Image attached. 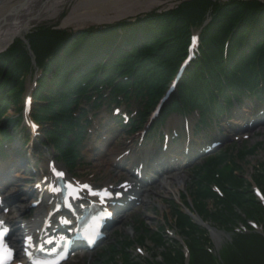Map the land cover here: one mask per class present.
<instances>
[{
  "label": "trees",
  "instance_id": "1",
  "mask_svg": "<svg viewBox=\"0 0 264 264\" xmlns=\"http://www.w3.org/2000/svg\"><path fill=\"white\" fill-rule=\"evenodd\" d=\"M194 31H199L198 53L186 68L177 93L164 107L161 121L171 111L222 110L220 99L231 107L232 100H260L264 96L262 1L185 0L173 9L147 13L133 23L108 25L75 38L70 32L41 27L25 37L32 55L19 40L0 54V157L4 156V144L13 139L12 131L18 133L21 123L19 115L4 119L6 111L11 104L19 109L24 77L34 64L43 68V76L33 94L32 117L41 126L51 127L47 138L57 159L74 171L82 159L89 124L87 113L79 108L80 101L98 109L105 89L113 103L117 97L133 98L141 111L128 129H141L176 75ZM257 150L237 149L230 161L229 151L212 157L195 174L189 193L191 206L186 198L182 202L203 222L230 237L219 261L212 254L207 231L181 208L173 210L174 228L186 241L188 264H264V208L239 167ZM260 167L254 171L253 181L264 193V164ZM211 185L221 190V197ZM249 221L262 226L261 235L251 231ZM239 224L248 232L236 233ZM136 230L137 245L151 240L159 251L142 263L128 254L134 242L124 240L119 249L106 250V257L101 258L104 264L119 259L120 264H186L180 245L167 240L161 229L151 231L140 224Z\"/></svg>",
  "mask_w": 264,
  "mask_h": 264
},
{
  "label": "rangeland",
  "instance_id": "2",
  "mask_svg": "<svg viewBox=\"0 0 264 264\" xmlns=\"http://www.w3.org/2000/svg\"><path fill=\"white\" fill-rule=\"evenodd\" d=\"M126 6L130 7L137 6V15L148 13V12H155L160 13L161 11H166L168 9H171L175 4L181 0H166V4L162 9H159V7H151V3H153L154 0H126ZM168 1V2H167ZM221 2L227 1V0H220ZM246 1V0H242ZM262 1L264 3V0H258ZM77 0H66L65 3L61 6V11L59 15L55 19L44 21L38 25H35L34 27H30L29 30L25 33L24 39L27 35H32L38 32V29L41 27H49L52 30L55 31H66L70 32V34L75 35V37L79 36L83 33V31L87 28L92 27V23H87L84 26L81 27H63L62 26V20L67 16L71 8L75 5ZM124 3V2H122ZM120 4V3H119ZM118 4V5H119ZM124 5V6H125ZM131 15L129 16V18ZM109 22H112L111 19H109ZM123 21V20H122ZM126 22V21H124ZM122 23V22H121ZM128 23V22H126ZM133 23V22H131ZM198 34V33H197ZM23 38H16L12 44L15 43L16 40H19L22 42V44L25 46L26 50L30 55L29 45L24 40H21ZM26 40V39H25ZM8 46V48L10 47ZM7 48V49H8ZM6 49V50H7ZM5 50V51H6ZM4 51V52H5ZM40 74L37 75L39 77ZM49 77V75H48ZM29 76L28 73L24 77L23 82V98H25L26 92L30 90V84H29ZM106 93V90L104 91ZM107 103V102H105ZM86 104L84 102L81 103V107H84ZM22 106V105H21ZM19 106V107H21ZM252 105H249L251 107ZM116 108L114 105H111L110 109H106L105 107L97 112H95V117L92 120L91 127L87 130V137L85 141L83 142V147L81 149L83 160L80 161V164L78 166V169L74 172H69V174L74 178H78L81 181H88L93 184H95L97 187H102L103 183L111 182L113 184H119L122 181H124L126 178L130 179L132 175L133 168L129 170L128 161L126 162V165L122 169H119V166H117L116 170L114 168V165H111V160L117 159L119 160V157H128L130 160L137 161L140 157H143L145 151H148V147L141 149L138 145L142 146L144 143V138L141 140L142 136H144V133H137L135 135H132L128 133L127 129L121 128L120 125L113 123V113L112 109ZM119 111L122 114H129L130 117L136 112L137 105L135 103H131L129 107H126L125 104H122L121 106L117 107ZM17 107L14 105H9L8 109L6 111V115L4 117L7 119H12L17 116L16 112ZM231 110V109H230ZM89 119L92 118V114H89ZM151 117V115H150ZM192 119H191V118ZM187 118L191 120L192 123L196 121L195 114H190ZM186 118V119H187ZM184 118L180 115H170L167 118V122L171 123L172 121H177L180 124V127L178 129V132L183 130L182 125L185 121ZM240 120H230V124L234 123L235 125H238L240 127H243L245 122H242ZM261 121H264V116L254 124V126L258 125L254 129H250L247 131V133L243 134H230V131H222L224 133V136H226V140L223 143V145L216 150L214 153L202 157L196 161H194L193 164H188L186 166V161L183 160L184 157H180L176 164H174L170 170H174L173 173H181V188L178 195H165L160 191V188L156 187L155 191L158 192L157 195L147 193L144 195V204L136 202L129 211H125L123 214L114 216L113 222L111 223L108 230L105 231V237L102 240V242L96 246V248L90 252L85 254L84 256L75 257L72 260L68 261L66 264H103L104 261H102L101 257L106 256V249L109 247H118L119 243L122 240H136L137 239V231H135L137 225L139 222H145L148 227L153 231L156 228H160L165 235H167L168 239L176 240V242L180 245V248L182 250L183 255L185 256V260L188 259L185 252V239H183L184 245L181 244L180 238L177 236L173 222L171 220V211L174 208V205L179 202V197H186L190 193V187H191V181L193 178V173L204 161L205 159H208V157L218 153L221 150H224L225 148L234 149L235 147L242 148L245 145L251 147L257 144H261V147L255 154H253L251 157L246 158L240 167V171L242 172V176L245 181L248 182L249 177H254V171L256 169L261 168L260 165L264 164V123H261ZM232 122V123H231ZM261 124V126H260ZM233 125V124H232ZM220 127L224 128V130L227 129L226 123H221ZM218 127V131L221 129ZM51 130V127L49 125L42 126L39 128V140L42 139V134L45 133V131ZM163 134L168 132V128L165 126L160 130ZM212 136H215L216 134H213ZM171 134V133H170ZM184 131L182 132V135H184ZM210 135H208L209 137ZM14 142L12 144L15 145L13 149H19V141H17V136L13 133V139ZM245 140V141H244ZM31 142L28 140V146L26 148V155L24 158H19V156H13L10 155L6 160L1 162L0 164L4 163V166H0V175L3 174L6 177H8L9 180H11V184L13 186L9 187L8 192L3 191L2 184H7L8 181H4L6 178H0V194L4 199H7L9 195H12L14 198L8 201H6V204H10L8 207V213L6 214V217L11 220L13 218L16 219L14 223H11L12 230L14 231V238L16 237V242L18 244V247L21 246V233L19 232V226L28 225L31 221H33L35 214L37 211L33 210L32 206L33 203L37 202V195H31L33 192H31L30 187L34 186L33 184L36 182L35 178V172L37 173V170H40V167H45L43 165V162L36 161V153H39L42 155L48 153H53L51 145L44 148V151L37 150L38 146L34 144V150L29 148ZM148 146V145H145ZM151 149H154L153 147H150ZM150 149V150H151ZM155 149L158 151L159 146L155 147ZM160 150V149H159ZM233 158V154H231ZM43 157V156H42ZM230 157V159H232ZM44 159V157L42 158ZM117 160V161H118ZM17 163L23 164V167H20L18 169L13 168V166L18 165ZM58 165L61 168L66 169L61 163L58 162ZM6 167V168H5ZM12 169V171H10ZM117 170L120 172L122 176H117ZM153 175V174H152ZM158 182V180L156 181ZM155 184V183H154ZM158 183H156L157 185ZM255 186L252 185L251 192L253 191V188ZM11 192L12 194H10ZM253 196L256 198L254 193H252ZM261 195L264 197V193L261 191ZM189 199V198H187ZM256 200L259 202V200L256 198ZM184 202V201H182ZM263 202V201H262ZM123 216V218H122ZM121 218V219H120ZM252 222V221H249ZM257 224V223H256ZM210 229H213L214 232H216L220 237L221 240L217 241L215 238L211 237L212 245H213V251L217 253L220 249L224 247V244L228 242L229 238L228 235H226L223 232H219L216 229L213 228L212 224H207ZM240 225V224H239ZM237 225L236 228L239 227ZM15 227H18L17 229ZM249 227H251V223L249 224ZM210 235L208 228L205 229ZM211 232V230H210ZM175 242V241H174ZM159 250L154 247L151 240H146L142 245L138 246L137 244H133V247L128 250V254L131 256V258L139 259L142 261V263L145 260H149L150 256L153 253L158 252ZM139 257V258H138ZM158 259V258H157ZM121 260L119 259L118 262L114 264H120Z\"/></svg>",
  "mask_w": 264,
  "mask_h": 264
},
{
  "label": "bare ground",
  "instance_id": "3",
  "mask_svg": "<svg viewBox=\"0 0 264 264\" xmlns=\"http://www.w3.org/2000/svg\"><path fill=\"white\" fill-rule=\"evenodd\" d=\"M66 0H0V51L5 50L8 46H10L11 43L14 42L16 38L24 37L25 33L29 30L30 27H34L35 25H38L44 21L55 19L60 11L61 6L65 3ZM169 1V0H168ZM167 1V2H168ZM185 0H181L177 3H182ZM249 1V0H246ZM124 2V3H122ZM126 0H77L75 5L71 8L67 16L62 20V26L63 27H81L86 25L87 23H92V26H96L97 24H104L106 21H110L109 19H124L137 16V6L129 5L130 7H127ZM120 3V4H119ZM176 3V4H177ZM119 4V5H118ZM166 4V0H154L153 3H151V7H159V9H162ZM125 5V6H124ZM167 5V4H166ZM248 116V109H240V111L235 112L236 117L243 118V121L247 119V122L251 125H253V120L251 118H247ZM239 118V119H240ZM172 124L178 125L177 121H172ZM240 127L230 125L229 129L231 131H236V133H239V130L242 129L246 130L247 128L239 129ZM238 130V131H237ZM190 144L188 138L183 139L180 141V149L182 150V154H184V150L188 147ZM169 154H164L162 151L157 150H151V151H145L143 157L140 158V161H129L131 164V168H134V170H139L140 172L144 171L145 179L141 182L143 185L142 188H139L141 186H138L137 184L133 183L130 179L126 178L124 182L128 183V186L126 189L121 187L120 183L119 186H115L111 182L103 183L102 187L105 188L108 192L112 191H122L127 192L126 194L129 196H135L137 197V202L144 204V195L147 193H151L154 195H157L158 192L155 191L156 187L160 188V191L164 193L165 195H178L180 192V182H181V173H173L169 171V168L176 164V161L178 160L179 156H174L169 163L166 162ZM117 160H111V165H114V168L116 170L117 166H119V169L122 167V165H119L116 163ZM18 165L13 166V168H20L23 167V164L17 163ZM6 168V167H5ZM12 171V169L10 170ZM42 171L45 172L46 169L42 167ZM117 170V176H122L120 172ZM154 172L155 175L153 177H158V183L156 185L153 184L149 185L151 183L146 180L148 177V173ZM162 172V173H159ZM159 173L160 175L156 174ZM45 176V174H44ZM134 176V174H133ZM6 178L4 181H8L6 185L3 184V191L6 190L8 192L9 187L13 186L11 184V180L8 179L5 175H0V178ZM142 178V177H141ZM41 179V177H40ZM38 181V191H34L32 193V196L36 193L39 197H41V203L38 204L41 208V213L48 214L53 209V202H52V180H47L45 182L42 181V179ZM146 180V181H145ZM69 181V179H67ZM83 187L90 186V189L81 191L80 196V207L87 206L90 202H96L99 203V199L101 198L97 194L89 195V190L95 191L97 186L92 185L88 182L82 183ZM12 194L11 192H9ZM13 195V194H12ZM12 195H9L7 197V201L13 199L14 197ZM179 199V198H178ZM79 204V202L77 203ZM120 206V205H119ZM40 214V213H39ZM123 218V216H122ZM121 219V218H120ZM197 220V219H196ZM16 221L15 218L9 220L5 218V225L9 226L11 223H14ZM36 226V221L32 222L29 225H23L19 226V232L24 234V237H30L34 238L37 235V229L34 228ZM16 229L18 227H15ZM211 235L213 238H215L217 241L221 240V237L214 232L212 229ZM24 244V242H23Z\"/></svg>",
  "mask_w": 264,
  "mask_h": 264
},
{
  "label": "water",
  "instance_id": "4",
  "mask_svg": "<svg viewBox=\"0 0 264 264\" xmlns=\"http://www.w3.org/2000/svg\"><path fill=\"white\" fill-rule=\"evenodd\" d=\"M177 4H180V3H177ZM118 20H113L112 22H109V21H106L104 24H110V23H114V22H117ZM99 25H102L101 23L100 24H97L96 26H99ZM93 27H95V26H92V27H90V28H93ZM90 28H87V29H90ZM87 29H85V30H87ZM84 30V31H85ZM75 36V35H74ZM21 40H24V38H22ZM25 41V40H24ZM25 43H26V41H25Z\"/></svg>",
  "mask_w": 264,
  "mask_h": 264
},
{
  "label": "snow or ice",
  "instance_id": "5",
  "mask_svg": "<svg viewBox=\"0 0 264 264\" xmlns=\"http://www.w3.org/2000/svg\"><path fill=\"white\" fill-rule=\"evenodd\" d=\"M3 247V245L2 244H0V248H2Z\"/></svg>",
  "mask_w": 264,
  "mask_h": 264
}]
</instances>
